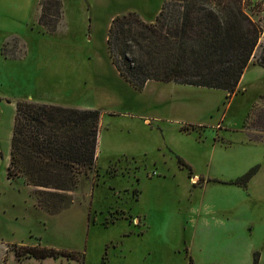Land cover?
<instances>
[{
    "label": "rangeland",
    "instance_id": "obj_1",
    "mask_svg": "<svg viewBox=\"0 0 264 264\" xmlns=\"http://www.w3.org/2000/svg\"><path fill=\"white\" fill-rule=\"evenodd\" d=\"M62 1L48 31L40 0H0V264H264V132L249 126L264 66L251 61L232 91L157 79L139 90L112 61L109 26L131 10L152 20L164 0ZM8 40L27 54L6 56ZM23 98L101 110L96 165L57 213L8 177Z\"/></svg>",
    "mask_w": 264,
    "mask_h": 264
},
{
    "label": "trees",
    "instance_id": "obj_2",
    "mask_svg": "<svg viewBox=\"0 0 264 264\" xmlns=\"http://www.w3.org/2000/svg\"><path fill=\"white\" fill-rule=\"evenodd\" d=\"M40 3L39 21L48 31L57 30L64 20L63 1ZM52 4L57 15L50 14ZM263 11L264 0H164L152 20L137 10L116 15L108 50L119 72L139 90L157 79L232 91L251 61L264 66ZM27 51L23 40L5 42L8 57L21 58ZM250 116L251 136L259 137L264 102ZM100 118L96 107L19 99L8 177H22L32 185L38 205L50 213L70 206L72 191L96 165ZM258 168L254 165L232 181L246 184ZM28 248L38 257H79L74 250L54 246Z\"/></svg>",
    "mask_w": 264,
    "mask_h": 264
}]
</instances>
